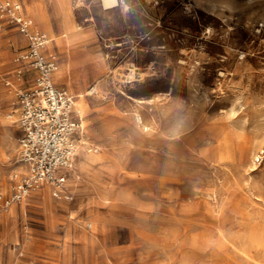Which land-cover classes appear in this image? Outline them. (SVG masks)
<instances>
[{
  "label": "rangeland",
  "instance_id": "1",
  "mask_svg": "<svg viewBox=\"0 0 264 264\" xmlns=\"http://www.w3.org/2000/svg\"><path fill=\"white\" fill-rule=\"evenodd\" d=\"M23 2L81 131L66 194L41 186L0 214V264H264V0ZM3 24L9 193L36 70Z\"/></svg>",
  "mask_w": 264,
  "mask_h": 264
},
{
  "label": "built area",
  "instance_id": "2",
  "mask_svg": "<svg viewBox=\"0 0 264 264\" xmlns=\"http://www.w3.org/2000/svg\"><path fill=\"white\" fill-rule=\"evenodd\" d=\"M4 22L25 36L27 45L18 57L36 74L33 85L17 93L22 166L10 175L9 193L0 192V214L21 204L41 186H50L56 197L66 194L81 131L74 115V95L54 80L59 58L50 50L53 38L36 26L21 0H0V27Z\"/></svg>",
  "mask_w": 264,
  "mask_h": 264
},
{
  "label": "bare ground",
  "instance_id": "3",
  "mask_svg": "<svg viewBox=\"0 0 264 264\" xmlns=\"http://www.w3.org/2000/svg\"><path fill=\"white\" fill-rule=\"evenodd\" d=\"M111 1H114V0H107V4H109V2H111ZM111 3H113V2H111ZM111 3L109 4L110 6H112L111 5ZM116 4V3H115ZM126 75H129V74H126ZM125 75V76H126ZM131 76V75H130ZM129 97H131V98H133V99H137L139 102H145L146 101V99H143V98H136V97H134V96H132V95H130V94H127ZM151 100V99H150Z\"/></svg>",
  "mask_w": 264,
  "mask_h": 264
},
{
  "label": "crops",
  "instance_id": "4",
  "mask_svg": "<svg viewBox=\"0 0 264 264\" xmlns=\"http://www.w3.org/2000/svg\"><path fill=\"white\" fill-rule=\"evenodd\" d=\"M21 2L23 3V5H24V9H25V11L28 13V11H27V9H26V7H25V4H24V2H23V0H21ZM29 14V13H28ZM30 15V14H29ZM31 16V15H30ZM36 24V23H35ZM37 26V25H36ZM43 29V28H42ZM57 72V71H56ZM55 72V73H56ZM36 74V73H35ZM16 110V112L18 113V111H17V108L15 109ZM17 122H18V118H17ZM18 126H19V124H18ZM19 129H20V127H19ZM20 134H21V130H20Z\"/></svg>",
  "mask_w": 264,
  "mask_h": 264
}]
</instances>
